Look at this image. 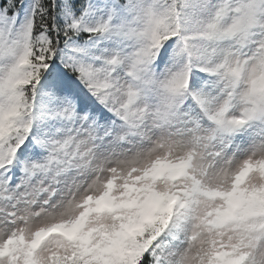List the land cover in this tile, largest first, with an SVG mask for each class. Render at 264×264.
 Listing matches in <instances>:
<instances>
[{"label": "snow or ice", "instance_id": "6c2138e0", "mask_svg": "<svg viewBox=\"0 0 264 264\" xmlns=\"http://www.w3.org/2000/svg\"><path fill=\"white\" fill-rule=\"evenodd\" d=\"M0 264H264V0H0Z\"/></svg>", "mask_w": 264, "mask_h": 264}]
</instances>
